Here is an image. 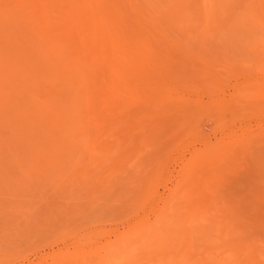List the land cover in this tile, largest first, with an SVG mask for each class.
I'll return each mask as SVG.
<instances>
[{"label":"rangeland","instance_id":"1","mask_svg":"<svg viewBox=\"0 0 264 264\" xmlns=\"http://www.w3.org/2000/svg\"><path fill=\"white\" fill-rule=\"evenodd\" d=\"M124 263L264 264V0H0V264Z\"/></svg>","mask_w":264,"mask_h":264},{"label":"bare ground","instance_id":"2","mask_svg":"<svg viewBox=\"0 0 264 264\" xmlns=\"http://www.w3.org/2000/svg\"><path fill=\"white\" fill-rule=\"evenodd\" d=\"M24 9H26V8H24ZM86 11H87V10H86ZM86 11L83 10V12H85V13H86ZM19 13H20V12H19ZM91 14H92V13H91ZM16 15H17V13H16ZM33 15H34V14H33ZM42 15H44V13H43ZM86 15L88 16V15H90V14H86ZM96 15H97V14H96ZM90 16H91V15H90ZM98 16H100V15H98ZM83 17H86V16L84 15V13H83ZM91 17H92V16H91ZM91 17H90V18H89V17H86L85 19L87 20V19L89 18L88 20H90ZM102 17H104V16H102ZM92 18H93V17H92ZM96 18H97V16H96ZM102 19H103V18H102ZM86 20H85V21H86ZM93 20H94V19H93ZM85 21H84V23H85ZM101 21H102V20H101ZM89 22H91V21H89ZM40 23H41V22H40ZM100 23H101V22H100ZM42 24H43V23H42ZM44 25H45V24H44ZM95 25H97V23H96ZM102 25H103V24H102ZM102 25L100 24L99 26H96V28H97V27L101 28ZM84 26H86V27H82L83 30H84V28H86L87 30L90 29V28L87 27L88 25H84ZM91 26H94V25H91ZM100 26H101V27H100ZM30 28H31V27H30ZM92 28H93V27H92ZM34 29H35V28H34ZM46 30H48V29H46ZM30 31H31V30H30ZM33 31H34V30H33ZM35 32H37V31H35ZM98 32H100V34H102V33H103V28L99 29V31H97V29H96V31L94 32V34H95V33L98 34ZM35 34H36V33H35ZM100 34H99V35H100ZM33 35H34V34H33ZM37 36H38V35H37ZM47 36H48V35H47ZM100 36H101V35H100ZM35 37H36V36H35ZM35 39H36V38H35ZM54 39H55V37H54ZM37 40H38V39H37ZM55 40H56V39H55ZM47 41H48V40H47ZM50 41H52V40H50ZM34 43H35V42H34ZM49 43H50V42H49ZM54 43H55V42H54ZM52 44H53V43H52ZM32 45H34V44H32ZM50 45H51V44H50ZM55 45L57 46V44H55ZM30 50H31V49H30ZM33 50H35V49H33ZM40 50H41V49H40ZM37 51H39V49H38ZM32 52H34V51H32ZM43 52H44V51H43ZM43 52H42V53H43ZM54 52H55V51H54ZM48 55H50V54H48ZM34 57H35V56H34ZM44 57H45V56H44ZM44 57H43V58H44ZM36 58H37V57H36ZM39 58H41V57H39ZM37 59H38V58H37ZM25 61H26V60H25ZM30 62H31V60H30ZM65 62H66V61H65ZM26 63L28 64L29 62L26 61ZM31 63H32V62H31ZM35 63H36V62H35ZM48 63H49V62H48ZM53 63H54V62H53ZM29 64H30V63H29ZM36 64H37V63H36ZM36 64H34V65H36ZM71 64H72V63H71ZM72 65H73V64H72ZM31 66H33V65H31ZM48 66H49V65H48ZM64 66H65V65H64ZM73 66H74V65H73ZM41 67H44V66H41ZM67 67H69V66L67 65ZM70 67H71V66H70ZM37 69H38V68H37ZM46 69H47V68H46ZM63 69H64V68H63ZM66 69H67V68H66ZM19 70H21V69H19ZM35 70H36V69H35ZM51 70L54 71V69H51ZM67 70H68V69H67ZM39 71H40V70H39ZM44 71H45V69H44ZM61 71H62V70H61ZM20 72H21V71H20ZM20 72H19V73H20ZM56 72H57V70H56ZM44 73H45V72H44ZM67 73H68V72H67ZM54 74H55V73H53V75H54ZM57 74H58V72H57ZM61 75H63V74H61ZM69 75H70V74H69ZM57 77H58V76H57ZM68 77H69V76H68ZM72 77H73V76H72ZM66 79H67V78H66ZM66 81H67V80H66ZM79 82H80V81H79ZM36 103H37V102H36ZM39 107H40V106H39ZM42 113H43V112H42ZM16 114H17V113H16ZM40 114H41V113H40ZM10 120H11V119H10ZM14 120H15V119H14ZM60 121H61V120H60ZM53 123H54V122H53ZM55 123H56V122H55ZM35 124H36V122H35ZM42 124H43V123H42ZM32 125H33V124H32ZM46 126H47V125H46ZM57 126H58V125H57ZM47 127H48V126H47ZM38 129H40V128H38ZM57 129H58V128H57ZM66 129H67V128H66ZM55 131H56V130H55ZM20 137H21V136H20ZM59 139H60V138H59ZM31 142H32V140H31ZM60 142H61V140H60ZM34 145H35V144H34ZM50 145H51V144H50ZM220 147H221V146H220ZM222 147H223V146H222ZM224 147H225V146H224ZM218 149H219V148H218ZM48 150H49V149H48ZM66 150H67V149H66ZM56 151H57V150H56ZM213 151H214V150H213ZM72 155H73V154H72ZM79 155H80V154H79ZM212 155H213V154H212ZM215 157H216V156H215ZM215 157H214V158H215ZM196 159H197V158H196ZM199 159H200V158H199ZM212 165H213V164H212ZM186 175H187V174H186ZM189 177H190V176H189ZM186 178H187V177H186ZM198 179H199V178H198ZM178 187H179V186H178ZM176 192H177V191H176ZM174 194H175V193H174ZM170 198H171V197H170ZM168 201H169V200H168ZM168 208H169V207H168ZM174 210H175V209H174ZM163 211H164V210H163ZM167 212H168V211H167ZM170 212H171V211H170ZM173 213H174V212H173ZM165 215H166V212H165L164 216H165ZM161 216H162V215H160V217H161ZM165 217L167 218V216H165ZM167 222H168V221H167ZM157 223H158V222H157ZM174 223H175V222H174ZM172 224H173V223H172ZM156 225H157V224H156ZM158 227H159V226H158ZM165 227H166V226H165ZM167 227H168V226H167ZM186 227H187V226H186ZM160 229H161V228H160ZM176 231H177V230H176ZM153 232L156 233V231H153ZM148 233H149V232H148ZM155 233H153V235H154ZM139 234H140V233H139ZM146 234H147V233H146ZM151 235H152V232H151ZM149 236H150V235H149ZM157 236H158V234H157ZM157 236H156V237H157ZM162 236H163V235H161V237H162ZM166 236H167V235H166ZM166 236H165V237H166ZM159 237H160V236H159ZM182 237L184 238V236H182ZM149 238H150V237H149ZM147 239H148V238H147ZM160 239H161V238H160ZM148 240H149V239H148ZM153 240H154V239H153ZM151 241H152V240H151ZM161 241H162V240H161ZM164 241H165V239H164ZM184 242H185V239L183 240V243H184ZM159 243H161V242L159 241ZM188 243H189V242H188ZM161 244H163V243H161ZM185 244H186V243H185ZM152 245H153V244H152ZM152 245H151V246H152ZM155 246L158 247L159 245H158V246L155 245ZM121 247H122V245H121ZM189 247H190V246H189ZM122 248H123V247H122ZM164 248H165V244H164ZM176 248L178 249V247H176ZM180 248H181V247H180ZM180 248H179V249H180ZM179 249H178V250H179ZM221 249H222V248H221ZM223 249H224V248H223ZM228 249H229V248H228ZM178 250H177L176 252H179ZM180 252H181V251H180ZM180 252H179V253H180ZM185 252H186V251H185ZM177 254H178V253H177ZM180 254H181V253H180ZM231 254H232V253H231ZM209 255H210V253H209ZM257 255H258V254H257ZM172 256H173V255H172ZM180 257H181V256H180ZM128 259H129V258H128ZM213 259H215V258H213ZM213 259H212V260H213ZM216 259H217V257H216ZM222 259H223V258H222ZM230 259H231V258H230ZM208 260H209V259H208ZM232 260H233V259H232ZM138 261H139V260H138ZM215 261H216V260H215ZM230 261H231V260H230ZM233 261H235V260H233ZM241 262H242V261H241ZM231 263H232V262H231ZM124 264H125V263H124ZM235 264H236V263H235Z\"/></svg>","mask_w":264,"mask_h":264}]
</instances>
